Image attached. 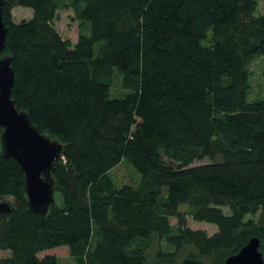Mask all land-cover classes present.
Listing matches in <instances>:
<instances>
[{"label": "trees", "instance_id": "1", "mask_svg": "<svg viewBox=\"0 0 264 264\" xmlns=\"http://www.w3.org/2000/svg\"><path fill=\"white\" fill-rule=\"evenodd\" d=\"M17 6L32 17L15 22ZM69 9L75 43L55 27ZM258 9L259 0H5L12 98L64 149L53 170L61 201L42 214L0 144V198L13 199L0 213V264H62L45 253L60 246L75 264H225L254 236L264 257V98L249 99V65L264 59ZM123 162L138 184H114ZM188 216L217 229H193Z\"/></svg>", "mask_w": 264, "mask_h": 264}, {"label": "water", "instance_id": "2", "mask_svg": "<svg viewBox=\"0 0 264 264\" xmlns=\"http://www.w3.org/2000/svg\"><path fill=\"white\" fill-rule=\"evenodd\" d=\"M0 0V144L5 157L14 158L25 174V193L30 209L47 214L56 200L55 163L63 158L64 144L43 133L29 114L12 98L14 70L11 57L2 55L7 42V25ZM12 211L9 201L0 198V213ZM260 239L252 237L239 252L227 257L225 264H264Z\"/></svg>", "mask_w": 264, "mask_h": 264}, {"label": "rangeland", "instance_id": "3", "mask_svg": "<svg viewBox=\"0 0 264 264\" xmlns=\"http://www.w3.org/2000/svg\"><path fill=\"white\" fill-rule=\"evenodd\" d=\"M259 13L264 12V0H259ZM73 10H61L59 11V19L55 22V27L66 39H70L75 43L78 39L80 33V23L73 18ZM33 15V10L24 6H17L12 10V18L15 22H21L23 20H29ZM249 68L252 72V92L249 97L250 100L264 98V81H263V70H264V59L262 57H255ZM122 77L115 76V84L113 86L114 94H122ZM210 161L209 159H204L203 161H197L196 164ZM110 176L116 186H121L123 184H138L140 176L127 162H123L114 168L110 172ZM56 198L58 202L61 201L60 193H56ZM5 200L13 201L11 197H6ZM184 209H186L184 207ZM176 219H171L172 224H176ZM188 226L193 229H204L209 234L216 231V226L205 221H195L190 216H188ZM164 247L170 249V247L163 241ZM157 248L156 243L153 246ZM153 250V248H152ZM47 254L56 255L62 264H75L73 257L71 256L70 250L67 246H60L57 248L46 250ZM45 253H41L43 256ZM154 253V250H153ZM6 255L5 252H0V256Z\"/></svg>", "mask_w": 264, "mask_h": 264}]
</instances>
